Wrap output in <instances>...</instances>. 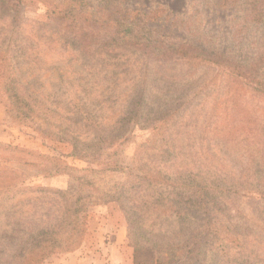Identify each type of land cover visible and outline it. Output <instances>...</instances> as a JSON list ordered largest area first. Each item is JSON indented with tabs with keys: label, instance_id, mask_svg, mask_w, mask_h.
Instances as JSON below:
<instances>
[{
	"label": "rangeland",
	"instance_id": "374dc122",
	"mask_svg": "<svg viewBox=\"0 0 264 264\" xmlns=\"http://www.w3.org/2000/svg\"><path fill=\"white\" fill-rule=\"evenodd\" d=\"M248 2L0 0V264L53 244L38 264H264V23Z\"/></svg>",
	"mask_w": 264,
	"mask_h": 264
},
{
	"label": "trees",
	"instance_id": "16d2710c",
	"mask_svg": "<svg viewBox=\"0 0 264 264\" xmlns=\"http://www.w3.org/2000/svg\"><path fill=\"white\" fill-rule=\"evenodd\" d=\"M259 3H260V7L255 9V6L257 4H259ZM252 4H254L253 7H251ZM248 6H249V10H250L251 15H252V20L255 21V22H258V23H264V0H249ZM182 53H183L184 56L179 57L180 59H185L186 57H188L186 59L195 60V58H193L194 57L193 54H191L189 50H182ZM194 55H197V54H194ZM197 57L199 59H201L202 61H205L207 63H211V64H213L215 66H221L223 68H234V66H232L231 63L228 64V62L223 61V56H218L217 54H208V52H206V51H201V54L199 56H197ZM237 67H239V66L236 65V68H235L236 72L232 71V73L235 74V75L242 76V78H243V74L240 73V70H238ZM257 82H259V81L257 80ZM254 83H256V82H254ZM259 87H260L259 89L262 91V93H264V85H263V83L259 84ZM66 167L69 170H72L74 172L77 171V172H79L81 174L86 173V172L87 173L88 172H92V173L94 172V170H90L89 171V169L78 170V169H75V168H71L69 166H66ZM107 170H108V168H107ZM160 176L161 175L159 173L153 172L152 170L151 171H147L145 173V177L143 179L141 178V181L142 180H148L147 182L150 183L151 182L150 181L151 178L158 179V178H160ZM83 178L85 179V181L88 179L86 176H83ZM137 179H138L137 176L132 177V178L130 177L126 181H124V182L119 184V187H120V192H119L120 199L126 198V196H125L126 195V188L128 186L132 185ZM85 183H87L85 186H87L89 189L96 190L97 192L102 193L101 195H104L102 191H100L99 189H95L94 185L88 183V180ZM27 190H31V188H27ZM61 194H62L63 198H65L66 200L68 199L64 193H61ZM109 195H104L103 198H98L96 196H93V195L89 194L85 198L86 199V204H87V206L88 205L89 206H94V205L103 204L106 201L105 199H107L109 197ZM122 196H123V198H122ZM113 197H115V196H113ZM67 201L70 202V200H67ZM71 201H72L73 207L75 208L73 210V212H71V215H72V218H73L72 221H73V223L75 225H80L81 224V219H82V216H80V213H81L82 210L77 208V206L81 204L80 203V198H79V196L77 194H75L74 196H72ZM118 201H119V203H121L120 200H118ZM67 207L70 208V205L67 206ZM121 209L124 212H126V208L123 205V203H122V208ZM74 236L76 238V237H78V234H73V235H71L68 238L69 239L68 243L71 246L78 244L75 239L71 240L72 238H74ZM56 250H63V246L61 244H57V245L53 244V246H51V248L43 251L42 254H40V255L38 253H36V249L26 250V252H24L25 254L22 255L19 258V263L18 264H38L42 260V258L44 256H46V254H48V253L50 254V253H52V252H54Z\"/></svg>",
	"mask_w": 264,
	"mask_h": 264
},
{
	"label": "crops",
	"instance_id": "0c3cea01",
	"mask_svg": "<svg viewBox=\"0 0 264 264\" xmlns=\"http://www.w3.org/2000/svg\"><path fill=\"white\" fill-rule=\"evenodd\" d=\"M125 235L123 234V230L121 228H118V246H121V243H124L125 241Z\"/></svg>",
	"mask_w": 264,
	"mask_h": 264
}]
</instances>
